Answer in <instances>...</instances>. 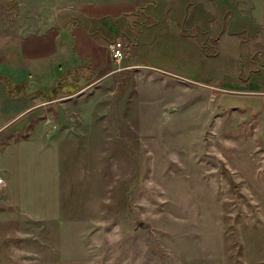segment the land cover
Instances as JSON below:
<instances>
[{
  "label": "rangeland",
  "instance_id": "1",
  "mask_svg": "<svg viewBox=\"0 0 264 264\" xmlns=\"http://www.w3.org/2000/svg\"><path fill=\"white\" fill-rule=\"evenodd\" d=\"M87 1L0 0V35ZM206 1L169 2L196 3L194 30L154 38L159 59L139 58L160 71L123 60L1 134L0 264H264V70L244 73L232 43L218 53L244 25L227 24L230 0L214 24ZM251 1L242 39L258 31Z\"/></svg>",
  "mask_w": 264,
  "mask_h": 264
},
{
  "label": "crops",
  "instance_id": "2",
  "mask_svg": "<svg viewBox=\"0 0 264 264\" xmlns=\"http://www.w3.org/2000/svg\"><path fill=\"white\" fill-rule=\"evenodd\" d=\"M170 1L161 0L152 4V0L146 3L144 0H88L84 4L56 9L50 17L51 25L43 32L27 37L18 33L0 35V76L3 78H0V136L9 131L12 124H23L28 114L44 101L34 94L61 87L64 92L58 95L68 96L66 93L72 89L77 88L78 93L83 87L82 83L102 80L111 75L120 64L114 63L109 53V45L115 40L125 42L128 51L127 54L125 47V61L129 66L143 64L148 69L160 71L139 58L145 56L150 60L151 57L156 59L159 56L150 55L149 52L155 47V42L163 43L165 37H159L155 42L154 38L165 33H173L178 38L182 32L194 30L187 23L193 18L192 11L196 3L178 8L176 3L171 4ZM229 2L228 8L234 7V12L225 10L222 17L230 11L227 24L230 25L234 19V25L238 22L237 27L241 29L244 25V28L232 32L225 30L219 35L218 53L223 49L228 50L223 44L228 46L232 43L229 50L236 52L232 54L240 55L241 52L245 56L246 61L242 67L244 73L249 74V71L254 72L256 69L263 71L264 0H253L250 3V17L258 31L245 39L240 37L248 33L247 17L245 13H240L243 3L240 0ZM206 6L216 24V0H207ZM179 18L181 23L178 25ZM173 24L177 26L176 31H172ZM214 24L208 27L207 32L215 29ZM132 31L138 32L137 43L129 42ZM124 33L128 39L127 44ZM141 46L145 47L142 54L139 52ZM237 75V71L232 74L234 80H237ZM4 79L14 85H25V90L11 95ZM259 88L251 94L264 98V87ZM263 107L264 104L261 109ZM2 149L4 147L0 146V151ZM4 186L3 179L0 188L3 193L6 192Z\"/></svg>",
  "mask_w": 264,
  "mask_h": 264
},
{
  "label": "trees",
  "instance_id": "3",
  "mask_svg": "<svg viewBox=\"0 0 264 264\" xmlns=\"http://www.w3.org/2000/svg\"><path fill=\"white\" fill-rule=\"evenodd\" d=\"M0 78H1V76H0ZM1 79H3V78H1ZM4 80H6V79H4ZM6 81H7L6 87H7L8 91L11 95L20 94L22 91L25 90L24 89L25 85H23V84L14 85V84L10 83L8 80H6ZM76 91H77V88L72 89V90L68 91V93H66V95H68V96L73 95L74 93H76ZM63 92L64 91H62L61 87H57V88H54L52 90L38 92V93L34 94L33 96L40 97L44 101H51V100L55 99L59 93H63Z\"/></svg>",
  "mask_w": 264,
  "mask_h": 264
},
{
  "label": "built area",
  "instance_id": "4",
  "mask_svg": "<svg viewBox=\"0 0 264 264\" xmlns=\"http://www.w3.org/2000/svg\"><path fill=\"white\" fill-rule=\"evenodd\" d=\"M125 42L123 40H115L109 45V53L114 63H121L125 60ZM3 185V179L0 177V188Z\"/></svg>",
  "mask_w": 264,
  "mask_h": 264
}]
</instances>
